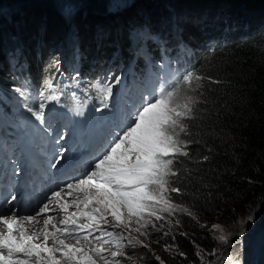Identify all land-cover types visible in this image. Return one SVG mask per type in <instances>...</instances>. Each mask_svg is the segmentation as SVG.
Segmentation results:
<instances>
[{
	"label": "trees",
	"instance_id": "obj_1",
	"mask_svg": "<svg viewBox=\"0 0 264 264\" xmlns=\"http://www.w3.org/2000/svg\"><path fill=\"white\" fill-rule=\"evenodd\" d=\"M15 1L30 3L31 9L27 13H30L32 23L39 24L22 23L28 32L35 31V38L27 41L29 45H25V49L34 48L37 42L42 41L43 44L38 46L45 47L44 53H47V44L62 40V18L59 19L60 15H54L46 7L49 0H0V5L3 3L2 11L10 13L9 5ZM235 1L237 5H231L229 19L221 13L217 14L219 9L216 5H209L205 9L208 13L204 14L197 4L184 5V1L177 0L173 5L175 19L182 22L181 39L188 44L189 40L199 44L204 39L206 46L205 56L201 52L196 54L203 59V64L193 73L194 77L199 76L201 79H193L190 86L183 87L191 89L197 103L194 105L192 118L185 121L189 125L188 135L181 137L189 141L181 145L182 151L188 155L177 154L173 157V168L177 175L169 176V191L164 193L175 207L171 211H161L163 205L151 201L152 210L157 216L168 217L170 223H176L177 220L188 232L186 237H175L172 231L170 236H166L169 240L163 244L162 237L165 236L162 233L155 234L154 241L158 247L154 249L161 253L165 264H204V257L214 264L218 259L220 249L223 248L221 243L210 234L195 230L190 221L192 216L200 220L219 219L223 227L229 230L237 227L236 229L241 230V222L245 218L263 209L261 217L264 221V9L249 13L251 17L245 16L243 20L240 17L243 11L237 10V7L248 9L249 6L240 3L241 0ZM199 5L202 6L200 3ZM236 11H239V16H235ZM6 12L3 15H7ZM156 14L155 23L148 26L151 31L154 27L158 29L161 24L169 21L172 23L174 20V15L166 7L158 10ZM0 17V23L2 20L7 21L1 15ZM39 20L51 27L41 29L43 27H39ZM231 24H235L234 27ZM25 30L23 31L27 33ZM125 35L126 33L113 36L108 32L94 33V30L87 31L79 25L74 43L80 47L84 57L92 63H98L104 58V52L111 45H115L116 40L122 41V36L124 38ZM4 36L5 31L3 34L0 31V85L2 75L5 77V52L7 53V46L11 42L9 36H6V41L1 40ZM13 42L20 49L18 38ZM55 62L56 58L50 56L39 65L34 61L36 67L26 83L25 100L20 102L22 115L13 114L6 106H2L6 124L20 131H35L34 125L25 119L32 118L33 122L42 124V120L35 115L41 111L37 90L44 91L48 89L47 85L56 84L59 96L69 101L71 94L59 83L58 74L52 67ZM44 92L47 99L49 90ZM81 105L83 107L85 104ZM30 108L32 111H29ZM172 187L179 188L180 191L171 192ZM156 215L149 214L148 222ZM233 236L227 246L235 248L234 254H231L233 260L237 258L242 264H264L263 247L259 248V253L256 250L254 252L253 248L247 249L246 253V246H242L239 241V231L235 230ZM140 239L143 241L142 237H138ZM135 241L133 245H129V249L120 250L134 257L139 264H162L153 255H146L147 252L143 251L141 244H136ZM172 243L182 252V257L171 258L163 254L164 246ZM215 251L218 254L211 255ZM103 257L104 259L98 257L100 263L107 260L110 264H116L121 261V258L112 257L111 253ZM226 262L229 261H222V264ZM217 264H221L220 261Z\"/></svg>",
	"mask_w": 264,
	"mask_h": 264
},
{
	"label": "snow or ice",
	"instance_id": "obj_2",
	"mask_svg": "<svg viewBox=\"0 0 264 264\" xmlns=\"http://www.w3.org/2000/svg\"><path fill=\"white\" fill-rule=\"evenodd\" d=\"M64 22L67 25L70 34H75L77 25L74 22L75 12L74 5L68 3L62 13ZM182 22L174 19L172 21V33L180 37L182 35ZM193 79H201L199 76L189 72L183 76L182 82L184 85H191ZM47 87L51 88V85ZM110 95V89L105 90ZM182 89L178 86L162 92L159 95H154L150 99L142 98L141 106L136 112L129 116L125 129H122V134L108 145L105 152L90 165L89 172L84 178L73 183H68L64 188L59 189L51 194L48 198L49 203L61 199V194L65 190L75 189L77 192L83 193V199L79 197L71 203L76 205V212H69V204L65 202L61 205L64 211V219L61 224L68 225L69 221L74 225V230L79 235L81 229H92V224H77L76 217L79 212L87 217L90 221H95L96 216L93 212H100V219L104 223L108 221L104 218L105 213L110 212L111 216L116 220H121V209L126 208L129 218L133 213L139 215L144 209L150 207L148 201H155L157 204L163 205L161 211H171L175 205L170 202V199L164 195L169 189V176L175 177L177 172L173 168L174 159L177 154L187 156L188 153L182 151L181 145L189 143L182 139L188 135L189 125L186 120L192 118L194 105L197 103L195 97L185 95L183 103H178L175 99L180 95ZM42 95V94H41ZM55 96H50L49 99H55ZM43 104L40 105L42 110ZM29 111H32L30 108ZM37 119L43 120L42 111L35 113ZM63 139V136L60 137ZM58 142V141H57ZM63 157V152L57 158V163ZM206 160L207 157L205 156ZM53 164L52 167H55ZM171 192L178 193L179 188L172 187ZM71 195V192H67ZM15 199V196L12 197ZM95 202L101 207L93 208L91 211H81L79 205L83 204L84 209L89 207V204ZM101 209L104 211L102 212ZM49 211V204H44L36 213V215L17 217L13 214L10 217L0 215V227L6 230L0 232V264H61V261L56 259L55 253L60 252L65 258V264H79L76 254L82 252V249L75 248L65 244L64 240L56 239V232H43L45 245H38L31 241L39 239V233L27 234L25 222L32 223L38 221L41 214ZM156 215L155 211L149 213ZM160 217L157 216V219ZM53 220L51 215L44 220L45 227ZM52 227L57 232L63 231L69 233V228L64 227L62 230L53 224ZM219 225H213V228H219ZM255 227V217L250 216L241 222V230L239 232V241L241 245L250 243H259L264 246V233L258 238L246 239L250 235V229ZM139 231V229H137ZM108 237L104 243H114L117 248L122 247L120 240L123 237H115L112 232L100 231V237ZM52 238L53 244H58L62 247H46L49 238ZM100 237L96 239L99 241ZM231 233L222 234L216 239L223 244L230 242ZM84 240H88V235L83 236ZM77 243L79 239L77 238ZM139 244L140 241H135ZM129 245H133L132 239L128 240ZM146 247V245H145ZM97 255L104 259L102 248H95ZM42 253L46 255H42ZM87 257V264H96L88 253H83ZM118 255L125 256L123 252H112V257ZM34 257V259H33ZM128 258V257H126ZM105 264H110L105 261ZM116 264H119L117 261ZM234 264H242L239 259L234 261Z\"/></svg>",
	"mask_w": 264,
	"mask_h": 264
},
{
	"label": "rangeland",
	"instance_id": "obj_3",
	"mask_svg": "<svg viewBox=\"0 0 264 264\" xmlns=\"http://www.w3.org/2000/svg\"><path fill=\"white\" fill-rule=\"evenodd\" d=\"M176 1L177 0H95V1H91V0H49L46 7L51 9L54 15L55 14H58V16L60 15L59 18H62V24H63L62 25L63 31L61 32V35H60L61 36L60 39L62 40H57L55 42L49 43V48H50L49 53L50 54L57 53L58 54L57 60H59V58H63V59L67 58L69 60V63L72 64L74 62V59L69 58L70 57L69 51L74 50V47H75L74 40L76 39L75 37L78 35L79 25H81V27L84 30H87V31L94 30V33L98 32L99 34H102L103 32H108L111 36H113V34L126 33L124 38H123L124 35L122 36V40L128 39L131 35H136L137 34L136 31L140 32L141 34H147V30L143 28L150 26L152 22L153 24L155 23L154 15H157L156 12H158V10L162 9L163 7H166L167 10L168 11L170 10L172 14L175 13L173 11V5L176 3ZM182 1H184L183 3L184 5L197 4L198 8L202 10L203 14L208 13V11H205V9L209 8V5H216L220 11V12L217 11V14L221 13L224 16H226L227 19L231 18V13H232L231 5L232 6L237 5V2L235 0H182ZM68 3H72L74 5V12H75L74 22L77 25V31L74 35L70 34V31L67 25L65 24L64 18L62 15L65 9V6ZM199 3L202 4V6H200ZM240 3L247 4L249 6L248 9L237 7V10L240 9L243 11V13L240 14V17H242L243 20L246 18L245 16L251 17L250 15H248L249 13L264 9V0H241ZM9 6L10 8L8 11H11L10 13L6 11H2L3 3H1L0 15L2 16V18L8 19L6 22H8L9 26H11V28L9 27L10 28L9 31L12 33V34L10 33L11 42L9 43L10 49L7 48V54L13 56L14 54L17 55L16 53L17 46L13 42L16 40V38H18V40L22 42V44L24 45L26 44L25 40L28 41V39L35 38V31L28 32L27 30H25L26 26L23 25L22 23L26 25H30V23L33 25H39V24L32 23L31 22L32 20L30 18L31 16L30 13H29L30 16L27 15L28 14L27 9L29 10V12L31 9L30 3L26 2L25 4H23L22 2L15 1L14 3H11V5ZM21 7L23 8L21 9ZM4 12H6L5 14L9 16L3 15ZM237 12L239 11H236L235 16H239L237 15L238 14ZM41 15L42 14H40V16ZM41 18L44 20L43 16H41ZM16 19L17 20L21 19V20L17 22L15 21ZM174 19H175V15H174ZM202 19H204V17H202ZM56 21H58V19ZM167 23L172 24L170 21ZM234 25L235 24H231V26L233 27ZM27 27L34 28L32 26H27ZM47 27L48 26H45L41 29L46 30ZM89 28H93V29H89ZM165 29L166 31H165L164 37L166 38V37H169V32H171V29L169 26H166ZM23 30L27 31V33H25ZM158 41L159 39L155 41V45L157 46L160 45ZM38 44L42 45L43 42L42 41L37 42L35 44L34 49L36 50L38 49L37 48ZM163 48L167 50L170 49L169 46H164ZM159 49H162V47H159ZM154 51H156L155 47H153V52ZM37 53L38 51H36V54ZM142 55H145V54L142 53ZM40 59L42 61L41 55H40ZM40 59L37 60L35 57L33 60L36 62H40ZM17 64L18 63L16 62L13 68H16ZM74 64L76 65V62H74ZM30 65H31L30 70L27 71L25 69V78H23V74H21L19 78H17L15 81L11 83L10 86H12L13 88H8L9 90L10 89L15 90L17 87H19L20 90L22 89L23 84H24L22 79L24 80L26 79V73L28 72V74L30 75L31 72L32 73L34 72L35 63L33 62ZM2 83L4 82L2 81ZM9 84L10 83L7 82L6 86H8ZM184 86L186 85H183L182 87H180L182 89L180 95L175 97L178 103L184 102L183 98L185 95L194 97V93H191V89H189V87H187L186 89H183ZM12 92L13 91H11L9 94L11 95ZM14 103L16 106L12 112L19 114L21 112V106L17 103V101H15ZM132 106H134L137 110L141 105L135 104V102L131 99L130 101H125V100L120 99L118 107H114L110 105L104 110H102L105 121L110 120L112 124L111 130L108 132L109 144L116 138L117 135L122 134V129H120V127L116 124L117 120L114 121V118H117V116H123L124 117L123 123L127 124L129 116L132 115L131 114ZM31 122L34 123L33 121ZM102 123L103 121H100L99 124L102 125ZM36 129L41 132L39 136L40 139L53 140L60 146L62 145L64 139L67 137L69 133V131L61 130V135L63 136V139H60L61 135L54 136L56 133H58L57 126L55 127V129L50 130L48 126L46 125H36ZM92 131L94 135L92 134V138H90V141H92V146H93V139L95 143L98 144L101 141V139H104L105 133L103 132L102 128L97 127V126L96 127L92 126ZM87 134H88L87 132H84L82 134L73 135L72 140L75 139L76 144L73 145L71 141L69 151L66 148H63L65 156H67L69 153L75 154L80 151H85L86 150L85 147L87 145L89 146V144L87 143V139H88ZM26 136L32 141H34L37 138V135H32L31 133H27ZM99 137H103V138H99ZM108 145H105L103 150L96 151L93 154L89 155L84 165L77 171V175L80 179L85 177V175L90 170V165L93 164L96 161V159L105 152ZM1 167H2V162H1L0 168ZM262 211L263 209H260L258 213L257 212L255 213L258 215L256 216L255 214L253 215V217H255V227L254 229H250V235L246 237V239H249V240L255 239V238H258L262 233H264L263 231L264 221L262 220V217H261ZM121 213H122L121 220L119 222L116 221L111 216L110 212L105 213V217H106L105 219L109 220L113 225L117 226L118 229H114L115 231H113V233L118 231V233H114V236L117 238L123 237V239L120 240L121 245L124 243L123 249L127 250L130 248L129 244L127 243L129 239H132V241H135V240L137 241L138 237L139 238L142 237L143 241L142 239L138 241H140L143 251L147 252L146 255H153L154 258L159 260L160 263L162 264H165V263H164L161 253H159L157 250L155 251L154 249V247H158V244H156V242L154 241L155 240L154 236H156L155 234L162 233L165 236V237H162L161 244L169 240V239H166V236H170L172 231H174L173 234L175 235V237H177L178 235L186 237L188 235L187 230H185L181 225H179L177 220H175L176 223H170L168 217H165V216H161L159 219H157V215H156V217L153 218V220L150 219V221L148 222L149 215L147 214L145 209L139 215L133 213L130 218L128 216L126 208H122ZM81 217L87 219L90 222V224H92V226L93 225H100V226L101 225H105V226L111 225L110 222L104 223L103 220H100L97 218L95 221H90L87 217L83 215H81ZM63 219H64L63 215L56 214L52 220V223L58 224ZM218 220L217 219L200 220L194 216L190 218L191 224L194 226L195 230H197L200 233L201 232L208 233L215 239L222 234L227 235L228 233H231V237H230V240H231L234 237L233 233L235 230L240 232V229H236L237 227L234 228V230H229L228 228L223 227ZM79 224H82V223L79 222ZM213 225H219L221 227L213 228ZM34 227H37L38 229L35 230ZM137 229H139V231H137ZM32 230H33L32 234L33 233L40 234L39 239H37L38 240L37 244L42 245V246L45 245L43 232L44 231L50 232L48 225L47 227H45L44 221L40 220L36 226H32ZM88 230L89 229H81L79 230V235H78L77 231L74 230V226H73L72 228H70L69 233H67L64 237V241L66 245L82 249V252L76 254L79 264H85L87 262V257H85L83 253H88V255L90 254L92 255V253L94 252V249L98 248L96 246V241H97L96 238L98 237V234L94 232H88ZM84 235H88L89 239L84 240L83 239ZM77 238L79 239V243H77ZM49 239H52V238L50 237ZM216 240L218 241V239ZM97 242L101 243L100 241H97ZM228 244L221 243V246L223 248L220 249V254L218 255L219 257H217L218 259L215 260L214 264H217V262L219 261L222 264V261H227V260L231 264L233 260V258L231 257V254H234L233 252L235 251V248L233 249V246L227 247ZM55 245L56 247H62L58 244H55ZM245 246L246 247L244 250H246V253L248 252L247 249L251 250V248H253L254 252L255 250L257 251V253L260 252L259 247H261V245L259 243H250V244H246ZM46 247H49V248L54 247L53 242L47 241ZM103 247L104 249L108 248L110 253L111 252H118V253L123 252L122 250L117 248L115 244H112L110 246L109 243H107ZM125 254H126L125 256L118 255L116 257L117 259L121 258V261L119 262V264H139V262H137L134 257H130L129 255H127V253ZM163 254L165 256L166 255L170 256L171 258H173V256L174 257L183 256L182 252L174 246V243H172L169 246H164ZM213 254L215 255L218 254V251L213 252L211 255ZM55 256L57 260L63 261L61 262V264H65V258L61 255L60 252H56ZM60 258L62 260H60ZM202 259H203L204 264H211L209 260H207L206 257ZM95 261H96V264H105V263H100L98 260H95ZM234 261L235 259L233 260V263ZM229 262H226L224 264H229ZM73 264H76V261H74Z\"/></svg>",
	"mask_w": 264,
	"mask_h": 264
},
{
	"label": "bare ground",
	"instance_id": "obj_4",
	"mask_svg": "<svg viewBox=\"0 0 264 264\" xmlns=\"http://www.w3.org/2000/svg\"><path fill=\"white\" fill-rule=\"evenodd\" d=\"M36 2V1H35ZM39 2V1H38ZM139 2V1H138ZM142 2V1H141ZM34 3V2H33ZM35 4V3H34ZM33 4V5H34ZM39 6V5H38ZM124 10V9H123ZM27 11H28V9H27ZM27 14V13H26ZM28 16H30L29 15V12H28V14H27ZM8 16V15H7ZM42 16V15H41ZM155 16V15H154ZM1 18V17H0ZM31 18V17H30ZM133 18V17H132ZM4 19V18H3ZM60 19V18H59ZM8 20V19H7ZM169 20V19H168ZM40 22V21H39ZM41 23V25L39 26V27H45V26H49V27H51L50 25H46V23L45 22H40ZM11 28V26H9L8 25V22H6V21H2L1 23H0V31L2 32V34H3V32L5 31V36L1 39V40H3V41H6L5 40V38H6V36H9V39H10V28ZM90 29V28H89ZM131 32V31H130ZM133 32H135V31H133ZM136 33L138 34V33H140V32H137L136 31ZM12 34V33H11ZM82 34V33H81ZM136 34V35H137ZM183 36V35H182ZM185 38V37H184ZM112 40V39H111ZM127 40V39H126ZM10 41V40H9ZM26 41V44L25 45H29L28 43H27V40H25ZM28 41H30V39H28ZM4 47H6V46H4ZM7 48H9V45L7 46ZM45 47H43V48H40V50H45L44 49ZM10 49V48H9ZM57 52V51H56ZM198 53H200V52H198ZM198 53H196V54H198ZM56 54V53H55ZM61 55V54H60ZM37 60H39L40 58H36ZM48 65V64H47ZM51 66V65H50ZM53 67V66H52ZM41 69V68H40ZM52 69V68H51ZM53 70V69H52ZM54 71V70H53ZM88 71L91 73V70L90 69H88ZM93 71L97 74V75H102L103 73H102V71H100V70H98V69H93ZM55 72V71H54ZM54 72H52V73H54ZM55 74V73H54ZM57 75V74H56ZM55 76V75H54ZM58 76V75H57ZM56 76V77H57ZM57 81V80H56ZM47 85V84H46ZM48 86V85H47ZM45 88H47V87H45ZM49 88V87H48ZM62 89V88H61ZM20 91V88H16L15 90H13V94H15V92H19ZM66 91V90H65ZM68 92V91H67ZM61 93V92H60ZM69 93V92H68ZM62 94H63V92H62ZM24 94L22 93V95L21 96H23ZM67 95V94H66ZM34 229L35 230H37L38 228L37 227H34ZM261 247H263V249H264V246H261ZM260 261V260H259ZM263 261H264V259H263Z\"/></svg>",
	"mask_w": 264,
	"mask_h": 264
},
{
	"label": "clouds",
	"instance_id": "obj_5",
	"mask_svg": "<svg viewBox=\"0 0 264 264\" xmlns=\"http://www.w3.org/2000/svg\"><path fill=\"white\" fill-rule=\"evenodd\" d=\"M45 44H46V42H45ZM24 46H25V45H24ZM47 46H48V47H47V51H49V50H48V49H50V48H49V44H47ZM37 48H38V45H37ZM39 48H40V47H39ZM39 48H38V50H40ZM35 50H36V49H35ZM64 64H66V62H64ZM85 66H86V65H85ZM85 66H84V74H85L86 76H88V77H86V78H87L86 80H87L88 82H90V81H91V78L93 77V66H90V67H85ZM88 69L91 70V73L88 71Z\"/></svg>",
	"mask_w": 264,
	"mask_h": 264
}]
</instances>
